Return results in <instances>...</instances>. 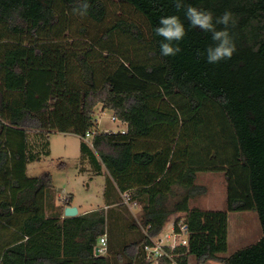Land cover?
Segmentation results:
<instances>
[{
    "label": "trees",
    "instance_id": "trees-1",
    "mask_svg": "<svg viewBox=\"0 0 264 264\" xmlns=\"http://www.w3.org/2000/svg\"><path fill=\"white\" fill-rule=\"evenodd\" d=\"M114 1L144 27L121 19L102 32L105 0H88L84 17L73 12L79 0H0V264H151L145 246L174 215L188 231L187 246L168 249L178 264H264V0H183L214 18L233 14L237 50L216 64L206 58L211 33L175 0ZM171 15L186 35L163 57L155 29ZM98 106L126 128L98 131ZM92 131L81 171L105 175V207L65 217L73 197L55 205L51 174L27 168L50 156L52 133ZM208 172L223 174L227 210L190 206ZM126 193L140 213L122 230L113 208L130 211ZM230 212H255L262 234L227 255ZM102 237L107 251L96 255Z\"/></svg>",
    "mask_w": 264,
    "mask_h": 264
},
{
    "label": "rangeland",
    "instance_id": "rangeland-1",
    "mask_svg": "<svg viewBox=\"0 0 264 264\" xmlns=\"http://www.w3.org/2000/svg\"><path fill=\"white\" fill-rule=\"evenodd\" d=\"M108 5V16L105 23L100 27L103 32L112 27L121 19L135 22L144 27L143 19L131 7L120 4L114 0H105ZM114 43L122 45L129 50L132 45H127L124 39L114 38ZM95 119L100 132H118L123 128V123L113 120V114L109 110H101V106L96 108ZM1 130V129H0ZM50 156L40 162L28 165L27 175L37 177L44 172H49L52 176V183L55 189V205L63 206L64 199L72 196V206L77 207L79 214L91 212L105 207L104 187L105 175H93L89 164H85V170L81 171V142L91 144L92 138L86 140L74 134L52 133L49 137ZM197 183L204 187L206 192L194 198L190 206L204 210H227L226 209V182L222 173H199ZM114 209V215L121 218V229L125 230L126 225L139 220L140 207L124 209ZM172 220L169 221L159 235L160 239L172 231ZM262 234L258 216L255 212H230L228 254L242 247L251 245L258 241ZM132 237L131 234L127 239ZM167 243V242H166ZM190 264H198L195 259H191ZM205 264H220L218 262H207Z\"/></svg>",
    "mask_w": 264,
    "mask_h": 264
},
{
    "label": "clouds",
    "instance_id": "clouds-1",
    "mask_svg": "<svg viewBox=\"0 0 264 264\" xmlns=\"http://www.w3.org/2000/svg\"><path fill=\"white\" fill-rule=\"evenodd\" d=\"M89 7L88 0H79L73 12L84 17L88 14ZM174 7L177 10H185V17L193 28H199L203 32L211 33L214 45L206 49V58L209 64H216L222 60L232 58L237 49L228 29L230 26H235L236 20L230 11H225L221 16L214 18V14L210 10L190 5L186 7L183 0H175ZM217 25H222L223 28L218 29ZM155 33L162 37L160 44L161 56L174 57L181 51L179 42L186 35V30L178 16L162 17L159 21V26L155 29Z\"/></svg>",
    "mask_w": 264,
    "mask_h": 264
},
{
    "label": "built area",
    "instance_id": "built-area-1",
    "mask_svg": "<svg viewBox=\"0 0 264 264\" xmlns=\"http://www.w3.org/2000/svg\"><path fill=\"white\" fill-rule=\"evenodd\" d=\"M113 120L116 121L115 117H113ZM125 131L122 130V133ZM96 132H88L86 136L84 137V140L88 138H92L95 136ZM91 145V144H90ZM123 201L124 203L130 207H138V203L135 201H132L130 199L129 194L123 195ZM167 242V243H166ZM188 245V231L187 226L180 222L177 226V228L174 227V224L172 226L171 233H168L165 236V239H160L159 236L152 240L151 245L145 246V252L147 255V259L150 261L151 264H162L163 259H170L172 262L169 264H178L173 260L172 254L168 251H174L178 247H185ZM99 249V254H105L107 251V239L106 237H102L100 239V244L97 247Z\"/></svg>",
    "mask_w": 264,
    "mask_h": 264
},
{
    "label": "water",
    "instance_id": "water-1",
    "mask_svg": "<svg viewBox=\"0 0 264 264\" xmlns=\"http://www.w3.org/2000/svg\"><path fill=\"white\" fill-rule=\"evenodd\" d=\"M2 128V126L0 125V129ZM79 215V211L77 207L74 206H68L64 209V216L65 217H76ZM96 255H100L99 254V249L96 248Z\"/></svg>",
    "mask_w": 264,
    "mask_h": 264
},
{
    "label": "crops",
    "instance_id": "crops-1",
    "mask_svg": "<svg viewBox=\"0 0 264 264\" xmlns=\"http://www.w3.org/2000/svg\"><path fill=\"white\" fill-rule=\"evenodd\" d=\"M101 110H102V109H101ZM125 128H126V125L124 124L122 129H125ZM196 184L199 185V184L197 183V178H196ZM199 186H200V185H199ZM178 188H179V187H178ZM176 216H177V215L171 216L170 221L172 220V224L174 223V219H175Z\"/></svg>",
    "mask_w": 264,
    "mask_h": 264
}]
</instances>
